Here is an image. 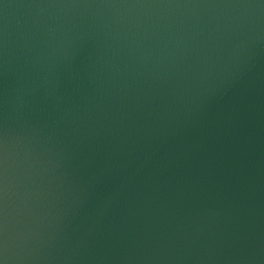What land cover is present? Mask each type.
Listing matches in <instances>:
<instances>
[{"label":"water","instance_id":"1","mask_svg":"<svg viewBox=\"0 0 264 264\" xmlns=\"http://www.w3.org/2000/svg\"><path fill=\"white\" fill-rule=\"evenodd\" d=\"M0 264H264V0H0Z\"/></svg>","mask_w":264,"mask_h":264}]
</instances>
